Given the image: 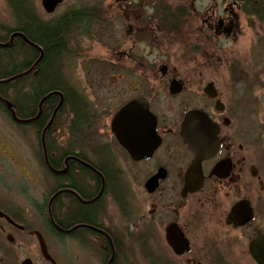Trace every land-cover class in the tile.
Segmentation results:
<instances>
[{"label": "flooded vegetation", "instance_id": "af4514ba", "mask_svg": "<svg viewBox=\"0 0 264 264\" xmlns=\"http://www.w3.org/2000/svg\"><path fill=\"white\" fill-rule=\"evenodd\" d=\"M116 1L123 12L115 16L119 25L99 7L46 12L48 21L31 14L40 25L62 27L58 86L43 84L45 49L26 33L20 15L14 27L0 23V69L9 70L0 75V107L33 143L46 186L33 207L45 224L50 263L264 264V51H256L263 57L253 63L214 60L225 42L242 34L244 19L263 23L257 2L173 4L185 16L165 24L153 13L156 1L142 15L137 7L144 5ZM161 46L182 48L183 55L169 62ZM102 48L110 62L98 56ZM91 50L95 62L88 61ZM82 60L100 75L70 79L66 67ZM101 65L129 77L108 84ZM137 100L148 103L153 125L136 127L129 116L128 150L113 120ZM188 120L191 144L183 134ZM153 143L150 156L134 159L133 149ZM14 161L26 179L44 187ZM135 176L142 179L140 206L134 205ZM19 210L0 206L14 223L0 218V230L10 227L38 241L32 214Z\"/></svg>", "mask_w": 264, "mask_h": 264}, {"label": "rangeland", "instance_id": "374dc122", "mask_svg": "<svg viewBox=\"0 0 264 264\" xmlns=\"http://www.w3.org/2000/svg\"><path fill=\"white\" fill-rule=\"evenodd\" d=\"M21 1L26 8V10H29V12L33 15H38L39 18L42 20L49 19V15L46 13L42 6V0H16ZM125 1V0H121ZM133 1V3H137L139 5L144 6H138L140 15L142 14H150L152 10H150L148 7L152 6V4L156 0H129ZM170 1L171 4H186L188 5L190 0H167ZM26 4V5H25ZM61 5V6H60ZM59 8L56 10L55 15H60L62 13L68 12V10L75 8H87L91 11H94L93 8L98 7L99 13L106 15V17L110 20V22H113L117 25L120 23L117 22L118 19H116L115 16L118 14H121L123 12L119 11V3L116 0H64L60 4ZM210 3L207 1V5H202L203 9H206V7H209ZM147 7V9H145ZM223 4L219 6V11L222 9ZM18 8V7H17ZM95 12V11H94ZM97 13V12H96ZM135 13V12H134ZM16 10L14 3L11 2V0H0V23L5 24L7 27H14L17 25V19L15 18ZM136 14V13H135ZM133 13L129 10V16H132ZM132 18V17H130ZM124 19V17H123ZM134 20V19H133ZM45 21V22H46ZM197 22H199V18L197 19ZM241 24V31L242 34L237 37L236 42H233L232 40H229V42H223L225 47L223 51H219L217 56L214 58L216 62H218L221 59V61H226L227 57L240 59L241 57H246V62H252L253 61H259L257 57L262 56L258 54V51L263 52V46L262 43V37H264V22L259 23L257 21L252 20H243V23ZM262 24V25H261ZM200 24L198 25V28ZM182 29V28H181ZM180 29V31H181ZM189 29V28H188ZM255 30H262L261 35H256ZM181 35V34H180ZM158 36V35H156ZM181 39V37H180ZM131 39L129 38V46L131 45ZM264 42V41H263ZM223 43L221 45H223ZM87 45V44H86ZM96 47V46H95ZM150 47H152L150 45ZM96 49V48H95ZM160 50L165 53V55L168 57L169 62H176L180 59V57L183 55L182 48L173 46H161ZM257 51V52H256ZM153 52V49L151 50ZM255 52V53H254ZM257 53V55H256ZM96 50H91L89 54L88 61L95 62V57H97ZM102 58V61L106 63V61L110 62V54L102 48L101 53L98 55ZM263 57V56H262ZM264 58V57H263ZM150 60H153V57H149ZM80 63L78 67H72V65L66 67L67 74L70 79L74 80L76 78H94L96 75L94 70V66H91L88 70L84 68V66L81 64L82 61H77ZM109 64V63H107ZM83 66V67H82ZM98 67L101 71L102 76L105 75V77L108 80V84H113L115 77H129L127 74V71L124 69H121L119 67H116V69L111 70L109 66H103ZM8 69H0V75H2L4 72ZM9 71V70H8ZM125 71V72H124ZM3 72V73H2ZM7 72V71H6ZM112 72V73H110ZM115 72H118L116 74ZM78 73V76H77ZM115 73V74H114ZM148 76H152V74L149 71ZM13 97V94H11ZM122 101H124V97H120ZM0 144H2L4 147L8 149V153L3 152L2 147H0V206L8 205L13 206L16 208V212L20 211V207L24 206L25 209L29 211V213L32 214V221H35V225L33 228H35L38 232L41 233H47L45 230V224L43 221L42 216L40 215L39 209L36 210L33 207V200L34 196L39 202H42L41 192L44 191L46 186H44V182L38 175L39 171L41 170L36 165V160L33 154V143L31 141L30 135L25 134L24 132H20L15 124L10 121L6 115L4 114L2 108L0 107ZM32 149V150H31ZM18 159V162H22V164L35 175V177L39 179V181L42 184V189L38 185V183H34L24 176L22 174L21 170L19 169L17 163H15L14 160ZM123 164L119 167L121 169H126L125 161L122 160ZM142 179L140 176H135L134 178V191H135V200L134 205L140 206V203L142 202ZM19 208V209H18ZM22 211V209H21ZM18 213V212H17ZM16 214V213H15ZM0 222V226H1ZM6 232L2 233L0 231V264H21L25 259H31L34 264H51L50 262H47L42 258L40 247L37 239L35 237H32L30 235H23L19 234L15 230H11L10 227L6 228ZM9 233V234H8ZM11 233V234H10ZM47 235V234H45ZM12 236L13 242H10L8 240V237ZM52 242L50 241V244ZM60 253V252H59Z\"/></svg>", "mask_w": 264, "mask_h": 264}, {"label": "trees", "instance_id": "16d2710c", "mask_svg": "<svg viewBox=\"0 0 264 264\" xmlns=\"http://www.w3.org/2000/svg\"><path fill=\"white\" fill-rule=\"evenodd\" d=\"M16 12L20 15L23 27H25L26 33L29 37L40 43L45 49L44 70L41 75V80L45 86L53 85L58 86L59 70L57 65V59L63 51V32L62 27L58 28H48L46 26L40 25L35 21L34 17L29 13L24 7L21 1L15 2ZM257 2L256 12L264 17V0H253ZM169 4V5H168ZM252 6V5H251ZM18 7V8H17ZM155 10L153 13L158 16L156 19L160 23H174L179 22V19H183L185 16V11L183 9L176 10L177 6H173L170 1L167 0H156ZM264 22V19H263ZM1 231V230H0Z\"/></svg>", "mask_w": 264, "mask_h": 264}, {"label": "water", "instance_id": "95a60500", "mask_svg": "<svg viewBox=\"0 0 264 264\" xmlns=\"http://www.w3.org/2000/svg\"><path fill=\"white\" fill-rule=\"evenodd\" d=\"M62 2L63 0H42V6L47 13L51 14L56 10L57 6L61 4ZM174 92H178V91H174ZM8 106H10L11 108V104L8 103ZM138 109H140V112H139L140 116H138L139 114L137 112ZM131 111L133 112V114L131 113ZM131 115L132 117H134V126L136 127H143V128L149 127L150 128L153 125V118H152V115L149 113L148 103L146 101L143 104L141 100H137V101H134L124 106L116 114L113 120V129L117 135L119 142L122 144V146H124L125 148H128V150H129V116ZM137 117H139L140 119ZM189 125L190 123L188 120L183 126V134H184L185 141L188 144H191V138L189 137V134H188ZM156 147H157V143H153L149 145L148 147L146 146L142 149H133L131 153H133L132 155L134 159L140 160L144 158L143 156H147L145 155L146 153L149 154L148 156H150V154L153 152V150H155ZM0 218H5L9 222L13 223L10 220V218L1 211H0ZM16 227L18 226L16 225ZM35 235L38 238L42 257L49 262L55 263L48 253L47 244L45 242L43 235L40 232H35ZM8 240L10 242L14 241L12 236H9ZM21 264H33V261L31 259H25Z\"/></svg>", "mask_w": 264, "mask_h": 264}]
</instances>
